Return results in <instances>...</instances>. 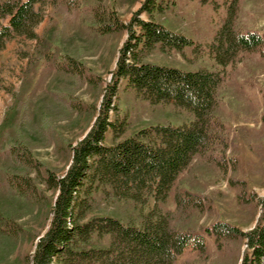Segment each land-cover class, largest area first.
<instances>
[{
  "label": "trees",
  "instance_id": "1",
  "mask_svg": "<svg viewBox=\"0 0 264 264\" xmlns=\"http://www.w3.org/2000/svg\"><path fill=\"white\" fill-rule=\"evenodd\" d=\"M177 1L143 0L131 20L124 22L107 0H0V18L6 20L0 25V52L12 39L40 37L36 29L45 18L48 3L62 2L67 10H81L101 34L127 32L99 113L89 132L72 146L68 169L61 175L48 170L43 177L47 188L57 195L49 227L29 256L31 264H175L188 246L202 256L209 255L206 235L214 237L226 258L235 257L241 264H264V198L258 202L263 208L261 218L250 230L226 220L195 229L193 216L205 211L208 203L200 192L177 189L175 209L163 207L181 173L196 156L202 155L225 171L228 167L214 154L216 148L221 153L227 150L224 123L216 114L227 66L240 61L243 54L257 53V65L264 70V32L239 28L241 0H221L228 9L223 24L211 42L195 46V51L215 58L221 69L183 70L146 60L157 49L185 53L186 47L194 44L191 38L156 19ZM143 13L148 19L141 17ZM68 64L77 74L76 59L71 57ZM122 81L143 99L185 107L194 118L179 125L142 128L119 139L127 125V117L121 115L115 101ZM111 111H115L114 119ZM109 128L113 131L110 144L105 142ZM8 152L16 167L41 171L43 163L25 145L14 144ZM6 186L29 198L41 192L31 175L18 171L6 178ZM98 192L132 200L143 208L151 202L153 205L142 211L139 223L125 222L113 215L94 213ZM239 197L251 199L243 193ZM106 236L108 245H95L97 239ZM243 244L249 251L241 256Z\"/></svg>",
  "mask_w": 264,
  "mask_h": 264
},
{
  "label": "rangeland",
  "instance_id": "2",
  "mask_svg": "<svg viewBox=\"0 0 264 264\" xmlns=\"http://www.w3.org/2000/svg\"><path fill=\"white\" fill-rule=\"evenodd\" d=\"M143 0H107L120 18L129 22ZM44 20L37 26L38 39L15 38L0 52V264H31L29 256L49 227L57 195L48 189L43 177L48 170L61 175L72 160V146L90 130L98 113L107 84L112 79L119 49L127 32L101 34L78 9L67 10L61 3L46 6ZM228 12L227 5L213 1L178 0L157 21L168 29L194 41L185 53L157 49L146 60L160 65L197 70L200 67L221 69L209 53L195 51L199 43L211 42ZM142 18L148 19L143 13ZM6 20L0 18V25ZM239 28L264 32V0H241L237 19ZM76 59L77 74L69 66ZM257 53L243 54L240 61L227 66L226 78L219 91L217 116L224 123L227 150L214 154L228 167L223 170L202 155L181 173L163 207L175 209V193L200 192L207 197L205 211L195 212L191 224L197 230L216 220L229 221L243 230L258 223L264 198V70L257 65ZM263 67V65H262ZM122 116L127 117L125 132L130 137L140 129L158 125H179L194 115L174 103L153 104L138 96L122 81L115 98ZM114 119L115 111H111ZM113 141L112 128L105 142ZM14 144L28 147L32 156L43 163L41 171L16 167L8 149ZM29 174L41 190L36 197L16 194L6 186L14 172ZM244 180L245 183H233ZM243 193L250 201L240 198ZM95 214H108L125 222L139 223L142 211L132 200L115 199L98 192ZM249 200V199H248ZM12 230L11 233H8ZM209 255L186 247L175 264H241L235 257L226 258L214 237L207 236ZM109 237L97 239L105 246ZM249 251L243 244L241 256Z\"/></svg>",
  "mask_w": 264,
  "mask_h": 264
}]
</instances>
